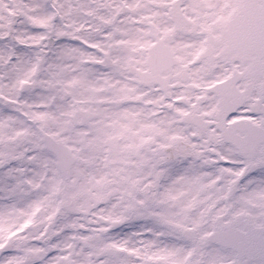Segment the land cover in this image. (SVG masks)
<instances>
[{
	"label": "snow or ice",
	"instance_id": "1",
	"mask_svg": "<svg viewBox=\"0 0 264 264\" xmlns=\"http://www.w3.org/2000/svg\"><path fill=\"white\" fill-rule=\"evenodd\" d=\"M0 264H264V0H0Z\"/></svg>",
	"mask_w": 264,
	"mask_h": 264
}]
</instances>
